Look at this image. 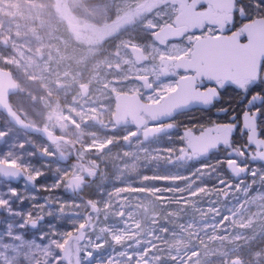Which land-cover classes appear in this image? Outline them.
Wrapping results in <instances>:
<instances>
[{
  "label": "rangeland",
  "instance_id": "rangeland-1",
  "mask_svg": "<svg viewBox=\"0 0 264 264\" xmlns=\"http://www.w3.org/2000/svg\"><path fill=\"white\" fill-rule=\"evenodd\" d=\"M34 2L43 6L49 26L44 32L49 53L33 49L34 57L45 61L42 91L14 58L11 63L24 75L30 118L67 137L78 147L79 158L98 170L97 178L75 195L68 191L69 181L83 167L71 147L60 143L58 153V145L32 133L0 132V151L17 146L35 155L14 190L32 202L23 216L28 229L46 234L45 218L54 220L56 264H67L65 243L86 221L89 202L98 210L91 212L84 241L71 243L72 264H264V162L253 161L250 148L228 143L199 157L188 152L185 124L148 140L140 128L116 126L113 103L100 114L104 127L82 109L91 108L90 102L105 109L114 93L136 87L140 78L150 80L157 96L170 90L175 81L167 76L168 63L187 53L189 40L198 36L159 40L158 30L180 18L181 0H79V6L75 0ZM94 5L103 11H92ZM255 6H261L259 1ZM193 23L199 35L218 30L215 24L201 26L194 11ZM12 42L20 43L21 37L0 27L6 60L12 57ZM130 46L138 47L144 59L133 55ZM81 83L94 93L83 94ZM229 161L241 163L243 177L227 168ZM159 181L175 195L170 209L166 198L158 199L157 185L145 186ZM52 186V198L39 200L51 194L43 188ZM30 241L26 238L23 253L31 249Z\"/></svg>",
  "mask_w": 264,
  "mask_h": 264
},
{
  "label": "water",
  "instance_id": "water-1",
  "mask_svg": "<svg viewBox=\"0 0 264 264\" xmlns=\"http://www.w3.org/2000/svg\"><path fill=\"white\" fill-rule=\"evenodd\" d=\"M200 1L211 3L216 10L232 11L235 8V0ZM186 30L185 26L167 24L160 28L159 35L164 40L179 39ZM243 30L248 36L246 43H239L235 35H220L218 39L214 35L199 37L194 42L191 55L176 58L172 66L179 71H194V73L180 77L177 87L162 100L149 102L143 100L139 94L119 92L116 95V109L113 117L116 125L141 128L146 122V115L156 123H163L179 113L197 107H206L203 98L215 92L214 90L202 91L197 88L199 80L207 81L206 77L233 79L254 76L260 69L262 58H264V19L257 18L253 22L246 23ZM1 78L3 76L0 74ZM7 111L11 119L29 133L40 134L53 143L59 140L68 141L66 137L55 134L49 128L39 127L23 120L12 109H7ZM258 117L257 110L253 113L247 111L242 118V125L244 130H248V141L257 148H264V138L259 136ZM225 127V125H211L200 132L188 130L186 132L188 150L192 154L208 156L223 144L224 139L220 132ZM72 146L75 158H79L77 146L74 143ZM91 171V167L84 165L82 174L70 178L68 191L78 195L84 183H89L96 178V174H91ZM0 173L6 180L14 183L19 182L24 176L22 168L5 162H0ZM240 175L241 173H238V176ZM89 204L90 209L86 214V221L78 227L76 233L68 237L65 243L62 256L67 264H72V241H84L86 228L91 220V212L98 210L94 203L90 202Z\"/></svg>",
  "mask_w": 264,
  "mask_h": 264
},
{
  "label": "flooded vegetation",
  "instance_id": "flooded-vegetation-1",
  "mask_svg": "<svg viewBox=\"0 0 264 264\" xmlns=\"http://www.w3.org/2000/svg\"><path fill=\"white\" fill-rule=\"evenodd\" d=\"M76 1H77V5L79 6V0H75V2ZM256 1L259 0H235V8L232 11H226V10H216L211 3H203L200 0H181L180 2L181 11L179 14L181 19L178 18V20H175L171 24L175 26H185L187 30L184 32L183 36L180 37L179 39L164 40L159 35V30H160L159 29L157 33L159 40L162 39V41L165 42L181 41L183 38L187 37V35L190 33L197 34L198 36L193 40L191 39L189 40L187 53L178 55L170 63H168L167 76L170 77L171 80L175 81L174 85L170 88V90L168 92H165L162 96H157L158 89L154 86L152 88L149 87L150 80L145 78H140L138 80L140 84H137L136 87L121 89L116 93H114L112 100H110L109 103H107L108 106H105V109L100 108V106L96 105L95 102H90L92 104H89L88 107H91L93 111H91V108L87 109L86 106V108L82 107L84 113L91 115L95 123H99L101 127H104L105 125H103L102 121L100 120V114L104 112H109L110 105L113 103L112 108L114 109L113 112V117H114V113L116 109V95L119 92L123 91L131 94L133 93L139 94L143 100L149 102H157L162 100L170 91L174 90L177 87L178 80L180 77L191 75L194 73V71L185 72L173 68L172 66L174 64L175 59L178 57L190 56L194 47V42L199 37L207 36V35L216 36V32L205 33L200 35L198 34L197 32L198 28H194L195 24L198 25V22L195 24L193 23V11L195 18L198 19L200 23H202L201 26L204 24H213V25L215 24L218 26V30H220L221 32L220 35H226V36L235 35V38H237V41L239 43H246L248 41V36L244 32L243 26L246 23L255 21L257 18L264 19V5L257 7L255 6ZM191 13L192 15H190ZM234 20H235V27H233ZM224 29H227V31H224ZM85 40L86 42L90 41V37H88ZM129 49L133 53V55H135L138 59L139 58L144 59L143 53L138 47L130 46ZM1 53H3L2 44H0V74L3 76V78L0 79V132L1 133L12 132V130H16L18 132H27L22 127H19L11 119V116L8 113L7 109L14 110L23 120L31 124H34L39 127L48 128L43 124L31 120L30 114L32 112V102H29L27 100L26 98L27 94L24 91H22V82L25 81L24 75L16 67L12 66L11 63L8 62V60H6L7 56L4 57L3 54ZM262 64H264V58H262L260 68ZM256 75L257 73L254 76H248V77L242 76L233 79L230 78L228 79L230 81H235L237 88L240 86L247 88L249 86H255L254 81L256 79ZM202 82L207 84V81L205 79L199 80L197 88L200 90H202L200 87ZM79 88L82 90L83 94H88V93L91 94L93 92L91 90L92 87L87 83L79 84ZM207 90L215 91V89L211 87H206L202 91H207ZM246 104H247L246 99L242 102L241 92L235 90L232 84L230 83L229 88L220 95L219 100L214 104V106L207 108L197 107L187 112L179 113L176 116H174L171 120H168L163 123H156L149 116L146 115V122L140 128L139 133L144 138L149 140L155 136L163 135L166 132H175V129L177 128L181 129L184 124H185L184 128L186 129L184 131L185 136L188 130L200 132L207 126L225 125L226 127L220 132V134L224 139V142L221 146L226 145L228 143L231 144L232 147L234 144H239L240 146H247V148H250L252 151L251 155L253 154L254 156V158L252 159L253 161L264 162V148H257L248 141V130H244L242 125V118L247 111L253 113L255 110H259L260 112L258 117V128L260 130L259 136L264 138V101H261V103H255L251 109H246ZM223 109H226L227 113L225 115H219L218 110H223ZM233 116L236 117L235 121L230 119ZM196 120H198L200 123L198 124ZM193 122L195 123L193 124ZM187 123L191 125V126L188 125L190 128L186 126ZM234 128L236 129L235 132H233ZM54 133L57 135H61L56 132ZM34 135L41 139H45L40 134H34ZM50 143H52V145L59 146L58 153H60V143H64L74 150V147L72 146V142L69 139L67 142L59 140L56 143L53 142ZM162 144L165 145L166 143L163 142ZM170 145L171 143H169V146ZM186 146L188 148L187 136H186ZM218 148H216L215 150H217ZM188 152L192 154L189 150ZM192 155L199 156L198 154H192ZM76 159L80 162L82 167L86 165L84 162H82L80 158H76ZM91 168H92L91 174H96V178H97L98 170L95 167H91ZM227 168L238 178L244 176V167L241 165V163H235L233 161H229L227 163ZM238 173H241V175L238 176ZM154 184L159 187V189H157L159 194H156L158 196V199L166 198L165 201L168 202L169 209L172 206H175L174 204L176 200L174 198L175 195H173L170 190L171 186L167 185L164 181L162 182L159 181L158 183H153V184L147 183L145 184V186L150 187L153 186ZM167 186L169 189H167ZM161 187L162 189L160 190ZM142 188L145 189V187ZM158 201L159 200H157V202ZM165 201H160V202H165Z\"/></svg>",
  "mask_w": 264,
  "mask_h": 264
},
{
  "label": "bare ground",
  "instance_id": "bare-ground-1",
  "mask_svg": "<svg viewBox=\"0 0 264 264\" xmlns=\"http://www.w3.org/2000/svg\"><path fill=\"white\" fill-rule=\"evenodd\" d=\"M35 0H22L13 3L10 0L0 1V27L3 31L13 30L21 37V42L11 43L10 56L8 62L19 65V68L30 73L28 79L37 82L39 90L43 85L40 77L43 73L45 61H38L34 57L33 49L49 53V46L46 42L44 32L49 29L46 23V11ZM92 11L101 13V6H90ZM3 17L7 18L4 19ZM93 54H89L92 56ZM47 58V56H45ZM27 79V78H26ZM28 81V80H27ZM41 88V89H40ZM11 134L12 132H4ZM5 147V146H4ZM15 148V149H14ZM21 148L11 146L4 151H0V161L27 168L33 154H24ZM12 158L7 160L6 158ZM40 178V176H35ZM16 183L0 178V264H56L54 259L56 254V242L54 237L57 232L51 231V223L54 221L50 216L44 220L43 227L46 234L28 229L23 222L25 212L31 208L32 202L28 199H21L15 194ZM48 194L38 198L48 201L55 192V187L43 188ZM26 238H31V249L23 253L26 247Z\"/></svg>",
  "mask_w": 264,
  "mask_h": 264
},
{
  "label": "snow or ice",
  "instance_id": "snow-or-ice-1",
  "mask_svg": "<svg viewBox=\"0 0 264 264\" xmlns=\"http://www.w3.org/2000/svg\"><path fill=\"white\" fill-rule=\"evenodd\" d=\"M261 5H264V0H259ZM233 27H235V20L233 21ZM227 31V29H224ZM221 32L220 30L216 31V37L219 38ZM207 84L204 82L201 83L200 87L203 90L206 87H211L215 89V92L212 95L206 96L203 98L204 106L212 107L219 100L220 95L229 88L230 83L232 84L235 90L241 92L242 102L246 99V109H251L255 103L264 101V64L261 65V68L258 70L256 79L254 81L255 86H249L247 88L240 86L237 88L235 81H230L227 78L223 77H206ZM227 113L226 109L218 110L219 115H225ZM257 115H259V110H257ZM231 120L235 121L236 117H231ZM236 129H233L235 132Z\"/></svg>",
  "mask_w": 264,
  "mask_h": 264
},
{
  "label": "trees",
  "instance_id": "trees-1",
  "mask_svg": "<svg viewBox=\"0 0 264 264\" xmlns=\"http://www.w3.org/2000/svg\"><path fill=\"white\" fill-rule=\"evenodd\" d=\"M72 158L75 159L74 156ZM82 160H83L82 162H84L86 165H88V163H87L88 160L86 158L85 159L82 158ZM82 192H84V189H82Z\"/></svg>",
  "mask_w": 264,
  "mask_h": 264
}]
</instances>
